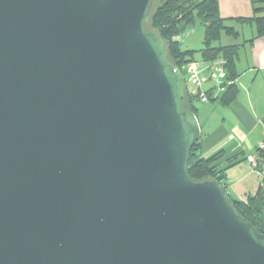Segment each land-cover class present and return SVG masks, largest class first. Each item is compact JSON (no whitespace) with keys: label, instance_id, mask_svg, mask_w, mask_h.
<instances>
[{"label":"water","instance_id":"water-1","mask_svg":"<svg viewBox=\"0 0 264 264\" xmlns=\"http://www.w3.org/2000/svg\"><path fill=\"white\" fill-rule=\"evenodd\" d=\"M155 0H0V264H264L217 178Z\"/></svg>","mask_w":264,"mask_h":264},{"label":"crops","instance_id":"crops-1","mask_svg":"<svg viewBox=\"0 0 264 264\" xmlns=\"http://www.w3.org/2000/svg\"><path fill=\"white\" fill-rule=\"evenodd\" d=\"M219 2L221 15L238 31L237 37L244 32L242 30L248 32L237 43L235 83L238 93L227 105L220 99H196L195 104L197 101L200 104H196V115L202 131V157L221 151L215 163L223 169L230 195L241 200L257 194L264 187V157L258 169L253 168L247 159L256 151L264 135V35L258 34L255 22L239 20L254 16L252 0ZM178 38L181 39V35ZM210 86L208 83L206 88ZM233 156L237 158L236 163L228 165V158Z\"/></svg>","mask_w":264,"mask_h":264},{"label":"trees","instance_id":"trees-1","mask_svg":"<svg viewBox=\"0 0 264 264\" xmlns=\"http://www.w3.org/2000/svg\"><path fill=\"white\" fill-rule=\"evenodd\" d=\"M252 3L254 16L239 18V20L255 22L258 34L264 35V0H252ZM197 21L204 26V45L199 49L203 60L220 58L226 60L227 77L232 79L233 83L228 86L220 101L227 105L237 97L238 93L235 78L239 44H215L216 41L221 40L223 35L238 36V31L228 25L226 18L221 15L219 0H155L145 26L147 29L158 31L162 40L168 42L164 58L179 66L184 72L186 63L198 59L194 55L196 49H183L178 36L192 28ZM183 94L185 100L180 103L181 107L196 114V99L187 94L185 87ZM201 144V139H199L191 148L189 159L191 178L196 181L217 178L226 186L222 174L223 169L215 163L221 151L209 157H202ZM236 161V156L230 157L228 165H233ZM233 200L239 211L250 219L261 232H264V187L255 195H249L241 200L233 198Z\"/></svg>","mask_w":264,"mask_h":264},{"label":"built area","instance_id":"built-area-1","mask_svg":"<svg viewBox=\"0 0 264 264\" xmlns=\"http://www.w3.org/2000/svg\"><path fill=\"white\" fill-rule=\"evenodd\" d=\"M185 88L188 95L201 100H218L227 90L233 80L227 77L226 60L223 58L216 60H192L185 64ZM210 83L211 86L206 88ZM264 157V135L258 143L254 153L248 155L250 165L258 169Z\"/></svg>","mask_w":264,"mask_h":264},{"label":"rangeland","instance_id":"rangeland-1","mask_svg":"<svg viewBox=\"0 0 264 264\" xmlns=\"http://www.w3.org/2000/svg\"><path fill=\"white\" fill-rule=\"evenodd\" d=\"M227 24L232 25L230 23H227ZM238 29H239V27H238ZM242 31H244V32L243 33L241 32L240 36L237 38H235L233 36L223 35L221 40L216 41L215 44L221 43L224 45V44H230V43H238L244 39V36H246V34L248 35V32L246 30H242ZM204 36H205L204 26L200 21H197L192 28H189L185 33H183L181 35V39H180L181 46L183 49H196V52L194 54L196 59H202L199 49L201 47H203V45H204V43H203ZM184 73H185V71H184ZM185 90L188 94V91L186 88H185ZM196 104L200 105L199 101H197Z\"/></svg>","mask_w":264,"mask_h":264}]
</instances>
